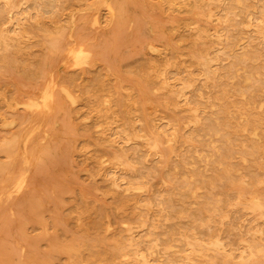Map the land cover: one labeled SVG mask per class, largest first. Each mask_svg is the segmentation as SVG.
Here are the masks:
<instances>
[{
  "label": "rangeland",
  "instance_id": "1",
  "mask_svg": "<svg viewBox=\"0 0 264 264\" xmlns=\"http://www.w3.org/2000/svg\"><path fill=\"white\" fill-rule=\"evenodd\" d=\"M0 264H264V0H0Z\"/></svg>",
  "mask_w": 264,
  "mask_h": 264
},
{
  "label": "bare ground",
  "instance_id": "2",
  "mask_svg": "<svg viewBox=\"0 0 264 264\" xmlns=\"http://www.w3.org/2000/svg\"><path fill=\"white\" fill-rule=\"evenodd\" d=\"M105 4H106V3H105ZM117 5H118V4H117ZM109 6H111V5H109ZM111 7H112V6H111ZM111 7H110V8H111ZM108 8H109V7H108ZM111 9H112V8H111ZM97 14H98V13H97ZM80 42H81V41H80ZM239 42H240V40H239ZM239 42H238V43H239ZM240 46H241V45H240ZM86 47H87V46H86ZM91 47H92V46H91ZM81 50H82V49H81ZM89 50H90V49H89ZM151 50H152V49H151ZM70 52H71V51H70ZM82 52H84V51H82ZM82 52H79V54H76V55L79 56L80 53H81V55L85 54V53L82 54ZM88 53H89V52H88ZM74 59H75V58H74ZM76 59L78 60L77 56H76ZM79 59H80V56H79ZM77 60H76L77 64H78V63L80 64V62L82 63V61H79V62H78ZM78 66H79V65H78ZM254 83H255V82H254ZM47 85H48V83H47ZM46 87H47V86H46ZM45 89H46V88H45ZM47 92H48V91H47ZM45 94H46V93H45ZM246 94H247V93H246ZM47 95H48V94H47ZM48 96H49V95H48ZM46 97H47V96H46ZM46 97H45V98H46ZM42 99H43V98H42ZM52 99H53V98H52ZM31 101H32V100H31ZM44 101H45V100H44ZM178 102H179V100H178ZM32 103H33V102H32ZM35 103H36V102H35ZM181 103H182V102H181ZM29 104H30V103H29ZM38 104H39V103H38ZM22 105H23V104H22ZM32 105H33V104H32ZM32 105H31V106H32ZM24 106H25V105H24ZM27 107H28V106H27ZM44 107H45V106H44ZM152 133H153V132H152ZM110 168H111V167H110ZM111 169H112V168H111ZM115 169H116V168H115ZM112 170H113V169H112ZM120 174H121V173H120ZM144 178H145V177H144ZM24 181H25V180H24ZM20 182H21V181H20ZM143 182H144V180H143ZM139 183H140V182H139ZM17 185H18L17 187H21V186H19V183H18ZM23 185H24V183H23ZM15 187H16V186H15ZM22 187H23V186H22ZM18 189H19V188H18ZM20 189H22V188H20ZM20 189H19V190H20ZM148 189H149V188H148ZM20 191H21V190H20ZM126 198H127V197H126ZM127 199H128V198H127ZM129 200H130V199H129ZM152 224H153V223H152ZM158 224H159V223H158ZM157 229H158V228H157ZM155 230H156V229H155ZM156 231H157V230H156ZM153 238H155V237H153ZM156 241H157V240H156ZM151 242H152V241H151ZM149 243H150V242H149ZM155 243H156V242H155ZM150 244H151V243H150ZM148 247H149V246H148ZM150 249H151V248H150Z\"/></svg>",
  "mask_w": 264,
  "mask_h": 264
}]
</instances>
